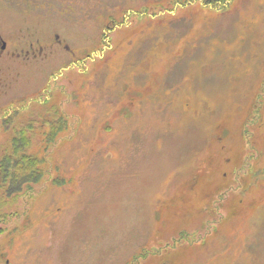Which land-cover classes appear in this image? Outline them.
I'll list each match as a JSON object with an SVG mask.
<instances>
[{
  "label": "rangeland",
  "instance_id": "rangeland-1",
  "mask_svg": "<svg viewBox=\"0 0 264 264\" xmlns=\"http://www.w3.org/2000/svg\"><path fill=\"white\" fill-rule=\"evenodd\" d=\"M0 36L41 173L0 264H264V0H0Z\"/></svg>",
  "mask_w": 264,
  "mask_h": 264
},
{
  "label": "trees",
  "instance_id": "trees-1",
  "mask_svg": "<svg viewBox=\"0 0 264 264\" xmlns=\"http://www.w3.org/2000/svg\"><path fill=\"white\" fill-rule=\"evenodd\" d=\"M54 116L56 117L53 118L54 120L47 117L44 122L49 128L44 138L46 147L58 136L60 132L58 127L64 125L63 118H58L56 112H54ZM24 128L14 139L17 140L16 145H12L0 159V197H4L6 200L12 196H18L22 192H30V183L36 182V179H31V177L41 175L37 159L26 152L31 141L27 136L30 133L28 130L30 126L27 125Z\"/></svg>",
  "mask_w": 264,
  "mask_h": 264
},
{
  "label": "flooded vegetation",
  "instance_id": "flooded-vegetation-1",
  "mask_svg": "<svg viewBox=\"0 0 264 264\" xmlns=\"http://www.w3.org/2000/svg\"><path fill=\"white\" fill-rule=\"evenodd\" d=\"M5 43H4V41H2L1 42V36H0V51H4V49H5ZM0 57H1V55H0ZM45 102V101H44ZM41 105H42V103H41ZM43 110V109H42ZM42 110H41V112H42ZM49 111H52L53 112V116H54V112H56V114L58 113V110L57 109H49ZM51 117V116H50ZM29 126H30V128L28 129L29 130V132L31 133V130H32V126L30 125V124H28Z\"/></svg>",
  "mask_w": 264,
  "mask_h": 264
}]
</instances>
